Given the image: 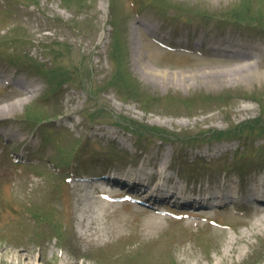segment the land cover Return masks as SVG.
I'll return each instance as SVG.
<instances>
[{"label":"rangeland","instance_id":"obj_1","mask_svg":"<svg viewBox=\"0 0 264 264\" xmlns=\"http://www.w3.org/2000/svg\"><path fill=\"white\" fill-rule=\"evenodd\" d=\"M231 38L264 49V0H0V74L10 79L0 77V108L18 103L0 113V195L35 233L18 245L36 255L30 264H44L41 244L47 255L60 251L46 264H264V220L253 206L200 215L165 207L158 218L95 192L93 179L158 158L189 187L226 177L244 188L264 174V80L248 75L241 87L211 89L218 73L198 74L264 62V52L214 49ZM115 50L131 89L108 85ZM154 70L183 78L168 87ZM14 81L37 89L18 101L28 95ZM246 106L255 111L239 123ZM122 217L128 236H110ZM99 236L110 244L91 249ZM229 241L242 252L226 254ZM2 252L0 264H28Z\"/></svg>","mask_w":264,"mask_h":264},{"label":"bare ground","instance_id":"obj_2","mask_svg":"<svg viewBox=\"0 0 264 264\" xmlns=\"http://www.w3.org/2000/svg\"><path fill=\"white\" fill-rule=\"evenodd\" d=\"M240 5H241V8L245 7V4H243V3H241ZM148 30L150 33L153 34V33L158 31V28L150 27V28H148ZM200 43H202V42H200ZM215 43H216V45L213 47L218 52H220V51L229 52V53L244 52L252 58L261 57L262 56L261 53L264 52V49L261 46V44H262L261 42H246L244 40L231 38V39H225L224 41L215 42ZM222 43L230 44L231 48L222 46ZM233 47H237V49H233ZM239 48H241L242 50H240ZM245 50H249V52H245ZM119 53H120V51L115 50L114 60H116L118 62V64L115 67L114 72L111 74V76L107 80V82H108V85H110V86H115V87H119V86L121 87L122 86V87H125L128 89H131V88H133L132 82L129 80L128 77L123 76V73L121 71V64H123V61L122 62L120 61ZM258 61H260L262 63H259ZM263 68H264V62L263 61L253 59L251 61L244 62L242 64H236V65L230 66L228 68L216 69V70H206L205 72L203 71L202 73L198 72V74L200 76H202L204 73V76H205L208 73L212 74L213 72H217L218 74L216 75V77H217L218 84H211V86L209 88H211V89L217 88V87L222 88L223 86H227L228 88H231V87H241L242 83H243L242 82L243 77H246L248 75H254L253 76L254 78H256V79L259 78V79H261V81H263L264 80V69ZM153 74L155 76L165 78L166 81H168V82H166V85L168 87L179 83V81H178L179 77L183 76L182 74H179V73H172L170 75L169 73H167L165 71L160 72L157 70H154ZM189 75H191V74H188L187 76L189 77ZM192 75L195 76V72H193ZM0 76L5 77L4 75H1V74H0ZM130 78L134 79V77L132 75H130ZM169 78H173L172 79L173 81H170ZM14 82H16L18 84H22V86L24 87V89L28 95L25 98L18 99V101L22 100L24 102L25 99L29 98L31 95H33L37 89V85L35 83L23 84V83L17 82V81H14ZM153 98H155V97H153ZM16 102H14L11 105H6L4 107H1L0 113L8 114V112L14 110L15 106L18 104ZM254 111H255L254 107L246 106V107L240 108L238 114L244 115V116L241 117V119L239 120V123L245 122L249 118H251L252 116H248L247 114L251 113V112L253 113ZM14 136H17V134H14ZM162 166H163L162 162L158 158L155 162L154 168L156 169V171L162 173L163 172ZM167 167L170 168L169 165ZM138 172H139V170H136V174ZM121 181L123 182V179L113 180L112 181V187H114L116 185L121 186L122 188L125 187V183H122ZM225 185H228L225 187L227 189L226 191H228L229 193L226 194V192L224 193V192L218 191L216 196L214 197V199L217 200V204H213L214 206L220 205V204L227 206V205L235 204L237 202V198H235V197L238 194L237 193L238 190L241 191V188L237 187L236 185H233L232 183H229V184L226 183ZM257 189H258V187H256V190ZM134 191L143 195V197L146 194L147 197L149 196L148 198L151 201H159L158 198H155V195L147 194V189H146V186L144 184L143 185H141V184L136 185V189ZM243 192L247 195L246 199L248 201L251 202V198L255 200L252 203H249L250 204L249 206H253V207H255V210L261 212L262 220H264V197L259 199V197L255 198V197L251 196L250 195L251 192H248V191H243ZM178 193L179 194L176 196L177 199L181 198L187 192H184V190H180ZM255 193H257V192H255ZM238 202L243 203L244 199L239 198ZM11 206H13V205L11 203H9V200H7L3 196V194H1L0 195V219L3 220V222H2L3 225L8 226L6 229L0 230V249L3 251L1 254L6 253V252H4L5 247H6L10 250L17 251L15 253V255L17 257L20 256L22 258H25V260L28 264L33 263V260L36 258V255L35 254L34 255L33 254H26L23 250H19L18 245L23 244V243H27V242H29V243L35 242V238L33 240V237H35V233L29 232L28 225L25 223L23 224V222L21 221V218H23V216H24V212L20 208L16 209V207L12 208ZM190 207H192V206H190ZM208 207H209L208 205L207 206H205V205L200 206L199 207L200 210H198L199 214H202L204 212V210H206ZM151 208H153V207H151ZM187 208H189V207H187ZM13 209H14V211H12ZM148 211L151 212V214H153L154 217L159 218V216L157 215V212L154 211L153 209H150ZM127 226H128V220L124 217L119 218L118 221L116 222V225L110 227V230H109L110 236H116V237L128 236V233L125 232ZM157 226L160 227L157 224L155 226H151L150 228L156 229ZM239 237L241 239H244L243 235H240ZM98 240H100V241L97 243H91V245L98 246L97 250L99 248H102V246H107L108 244H110V241L108 242L107 240H105V238H103L101 236L98 237ZM36 242H37V240H36ZM25 247H32V245H26ZM45 247H46L45 244H41V246L39 247L40 251H38L39 257L37 256L38 259H40L44 264H46V262H51L52 258L55 255H57V254H58V256L60 255V251H59V253L56 254L55 250H51L49 252L50 255L49 254L47 255L44 251ZM91 249H94V248H91ZM226 249H227L226 254H231V252H233L232 257H234V253H241L242 252V250L238 249V246L234 245L233 241H229L228 247ZM105 250L102 249V250H99V252L100 253H106ZM38 264H39V262H38ZM59 264H79V263L71 262L69 260H64V261L62 260L61 263L59 262Z\"/></svg>","mask_w":264,"mask_h":264}]
</instances>
